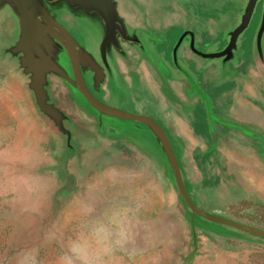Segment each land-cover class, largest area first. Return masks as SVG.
I'll list each match as a JSON object with an SVG mask.
<instances>
[{
    "label": "rangeland",
    "instance_id": "rangeland-1",
    "mask_svg": "<svg viewBox=\"0 0 264 264\" xmlns=\"http://www.w3.org/2000/svg\"><path fill=\"white\" fill-rule=\"evenodd\" d=\"M244 7L240 2L231 17L205 21L200 41L233 28ZM3 19L0 15V264H264L263 237L233 228L238 237L220 236L201 226L193 236L191 211L150 147L147 131L129 129L125 120L109 130L62 100L74 122L68 144L38 110L18 62L4 53L10 40ZM238 56L223 75L218 59L194 58L207 67L202 82L213 95V114L264 137V120L247 123L227 112L240 99L264 111V35L262 59L254 43L248 56ZM213 81L225 88L217 91ZM191 99L201 98L195 92ZM108 104L133 112L123 101ZM210 132L209 137L194 130L191 140H183L180 164L193 200L207 211L261 226L251 219L264 200L235 201L232 187L238 181L227 172L226 160L244 145L264 163V144L216 119Z\"/></svg>",
    "mask_w": 264,
    "mask_h": 264
},
{
    "label": "flooded vegetation",
    "instance_id": "flooded-vegetation-1",
    "mask_svg": "<svg viewBox=\"0 0 264 264\" xmlns=\"http://www.w3.org/2000/svg\"><path fill=\"white\" fill-rule=\"evenodd\" d=\"M37 1L45 14L65 28L72 36L81 60L82 77L95 97L107 104L112 100L123 101L129 104L133 112L152 114L159 120L169 136H171V132L168 127H165L168 122L165 121L164 115L155 110L152 102L147 99V89L142 87L140 91H137L136 85L125 91L118 88L116 83L120 80L121 73L116 58H124L131 64L136 63L132 59L141 56L146 61L160 66L161 71L166 70L167 65L175 71L177 68L172 61V49L183 35L178 50L179 61L194 76L198 85L210 95L205 90L207 86L202 82L207 67L202 66V64L199 65L198 60L190 53L188 48L190 38L193 36L195 44L201 48L209 46L208 49L220 50L229 41L227 31H220L216 35L200 41L199 34H204L202 25L210 19L220 22L225 17H231L234 11L238 9L240 2L243 4L247 2V0ZM262 4L263 0L256 2L249 26L241 34L242 36L240 35L241 38H238L239 45L234 51V59L239 58V53H243L244 56L249 55L245 52L243 44L247 39L251 43L254 41L253 35L259 22ZM4 10L6 13L4 12L3 20L7 24L3 28V34L9 36V43H12L19 36V21L16 15L12 13L10 4L4 5ZM39 20L41 24L48 26L41 14ZM52 31L54 33L50 34L49 37L54 48V57L68 76L74 79L69 55L64 46L66 43L65 38L58 30L52 29ZM247 31L250 33L247 34ZM93 60L100 65L98 72L93 71L90 67V64H94ZM226 66L231 67L232 60L227 61ZM219 71L220 69L218 73ZM177 73L187 81L181 72ZM51 84V93L54 102L58 106L61 107V101L66 100L78 110L76 113L79 116L80 111H82L81 113H85L94 119L97 118L88 101L77 88L70 86L63 78L54 74ZM187 84L189 85L188 82ZM213 84L216 89V86L220 83L217 81L210 83L211 86ZM190 89L194 94L195 91L189 85ZM136 102L144 103L145 106L137 110L135 107ZM197 104L196 109L202 110L205 107L202 99H197ZM113 105L117 106L118 104ZM193 112L195 114V111ZM65 123L70 127L74 126L73 121H65ZM103 124L108 126L109 130H112L113 127L108 121L104 120ZM81 132L78 131L77 136H80ZM141 139H138L137 142L139 143Z\"/></svg>",
    "mask_w": 264,
    "mask_h": 264
},
{
    "label": "water",
    "instance_id": "water-1",
    "mask_svg": "<svg viewBox=\"0 0 264 264\" xmlns=\"http://www.w3.org/2000/svg\"><path fill=\"white\" fill-rule=\"evenodd\" d=\"M258 0H247L245 7L240 16L239 22L226 34L229 37L228 43L220 50L202 51L200 50L191 36L188 48L194 57L213 60L218 59L220 62L221 75L225 74V65L229 60H234V51L238 47V38L248 28L256 2ZM10 4L12 13L16 15L19 21V36L16 41L10 43L4 53L10 54L19 64L23 74L28 78V87L31 90L35 104L38 110L53 122L56 130L66 137L68 144L72 141L74 131L65 123L72 121L68 112L54 102L51 93V81L53 74L63 78L67 84L77 88V90L86 98L93 112L97 115L100 123L104 120L108 121L114 127L118 121H128L129 129L137 132L147 131L153 139V145L159 149L163 164L167 169V175L174 184L179 196L191 211L190 224L193 236L194 218L199 216L208 222L221 224L228 228H233L242 232L251 233L264 238V229L261 227L246 224L223 215H219L200 207L192 198L187 185L185 183L180 162L172 143L162 124L152 115L144 113L129 112L120 108L113 107L98 98L88 89L80 67V57L70 33L61 25L54 22L45 14L43 8L37 0H0V15H4V5ZM42 15L47 25L41 24L39 15ZM52 29L58 30L65 38L64 44L70 59V63L74 72V79H71L64 68L58 63L54 57V48L49 37L54 32ZM254 46L257 55L263 58V35H264V0L260 13L258 25L255 30ZM58 37V36H57ZM59 38V37H58ZM183 35L178 39L172 49V61L175 67L186 77L190 87L198 93L199 97L205 101L209 122L212 131V122L218 121L226 125L233 126L232 123L224 121L216 117L212 112L211 100L202 91L197 84L194 76L183 66L178 58V50L182 43ZM94 64H90L93 71L98 72L100 65L93 60ZM125 120V121H122Z\"/></svg>",
    "mask_w": 264,
    "mask_h": 264
},
{
    "label": "crops",
    "instance_id": "crops-1",
    "mask_svg": "<svg viewBox=\"0 0 264 264\" xmlns=\"http://www.w3.org/2000/svg\"><path fill=\"white\" fill-rule=\"evenodd\" d=\"M132 60L136 63L129 64L124 58H116L121 73V78L116 83L118 88L125 91L136 85L137 91H140L142 87L147 89V99L152 102L153 108L164 115L166 122L172 123L176 134L182 140H191L189 135L194 132L193 124L196 122V114L193 111L198 104L197 99H191L192 92L188 89L187 81L166 63L167 71L165 69L161 71L160 66L146 61L141 56ZM247 94H253L251 87L248 88ZM143 106H145L144 103H135L137 110ZM212 107L215 111L214 102ZM227 112L235 113L247 123L264 120V111L245 99L235 102ZM225 117L231 118L230 116ZM251 151L250 147L239 145L235 157L226 160L227 172L233 174L238 181L232 187V194L236 196L235 201L241 198L264 200V163L258 157L253 156Z\"/></svg>",
    "mask_w": 264,
    "mask_h": 264
},
{
    "label": "trees",
    "instance_id": "trees-1",
    "mask_svg": "<svg viewBox=\"0 0 264 264\" xmlns=\"http://www.w3.org/2000/svg\"><path fill=\"white\" fill-rule=\"evenodd\" d=\"M243 47L245 49V52L249 53L250 49L252 48V43L247 39L245 41V43L243 44ZM223 88H225V86H222V85H219V84L216 86V90L217 91H221V90H223ZM206 95L212 101L213 95H211V94L210 95L206 94ZM194 111H195V114H196V116L198 118L197 124L200 123V125L202 126V128H199V127H197L198 125L194 123L193 124L194 130L196 131V133H200V134L201 133H205L206 135H208L210 137V135H211V132H210L211 125H210V122H209V116H208L206 104H205V107L202 110L195 109ZM227 122H229V121H227ZM230 123L233 124V126L229 125L230 127L239 130L240 132L244 133L248 137H251L253 139L259 140V141H261L264 144V137L262 136V134L254 131L252 129H248V128L242 126V125H239V124H236V123H233V122H230ZM169 126H172L171 122H168L167 125H165V127H169ZM170 138H171L172 143H173V145L175 147V150H176V153H177V156H178V160L180 162V154H181V152L184 149V141L182 140V138L180 136H178L175 133L174 134L171 133ZM142 143L146 144L147 142H146V140L142 139ZM150 147L155 148V151L157 152L158 157L161 158V160H163L162 159V155H161L159 149L157 148V146L154 147L153 145H151ZM181 169H182V167H181ZM182 172H183V170H182ZM185 183H186L187 188L189 190L190 186L188 185L187 181H185ZM251 220H255L257 224L261 225L259 227L264 228V205H258V207L256 209V216L254 218L252 217ZM248 224H250V223H248ZM253 224L254 223H252L251 225H253ZM194 225L195 226H201V227H203V228H205V229H207L209 231H212L215 234H218L220 236H235V237L239 236L238 233H235L234 231H232L228 227H225V226H223L221 224L208 222L206 220H203L199 216H195Z\"/></svg>",
    "mask_w": 264,
    "mask_h": 264
}]
</instances>
